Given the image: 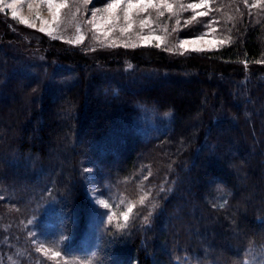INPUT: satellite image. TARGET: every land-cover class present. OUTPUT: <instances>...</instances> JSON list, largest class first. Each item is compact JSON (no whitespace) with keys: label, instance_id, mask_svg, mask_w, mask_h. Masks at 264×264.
Returning a JSON list of instances; mask_svg holds the SVG:
<instances>
[{"label":"trees","instance_id":"obj_1","mask_svg":"<svg viewBox=\"0 0 264 264\" xmlns=\"http://www.w3.org/2000/svg\"><path fill=\"white\" fill-rule=\"evenodd\" d=\"M171 1V35L209 31L215 49L90 54L0 18V241L15 220L34 256L26 232L52 220L62 253L87 256L89 166L136 204L94 264L264 261V0Z\"/></svg>","mask_w":264,"mask_h":264},{"label":"rangeland","instance_id":"obj_2","mask_svg":"<svg viewBox=\"0 0 264 264\" xmlns=\"http://www.w3.org/2000/svg\"><path fill=\"white\" fill-rule=\"evenodd\" d=\"M54 5H62L63 0H53ZM111 0H89L87 4L82 3V0H67L66 4L59 8L54 7L52 10L48 8L47 0H3L0 3V18L1 21H10L16 33H30L31 36L41 37V35L48 36L51 40L62 42L68 46L87 49L90 54L104 52V53H122L123 51H133L134 49L149 47L157 49L158 51H166L168 54H181L188 55L191 52L202 54L209 50H213L218 46V39L209 31L202 32L198 35L191 36H172L171 24L169 17L176 19L173 12H169L167 8L159 6V0H155L157 7H148L142 9L140 6L133 7L129 10L131 16L132 27L126 31L121 32V28L128 27V21L124 19V13L127 8V2L121 4L114 10V17L109 22V16L112 13L104 12L103 9L107 3ZM174 7V3L168 0ZM190 4L200 5L197 8L203 12L204 6L200 1H194ZM9 5H14L17 17L13 18V8ZM96 9L101 11L96 12V17L93 19L92 12ZM56 12L57 19L53 20V12ZM163 15H159L160 12ZM20 17L25 18L28 23H21ZM0 23L2 24V22ZM89 21H92L89 23ZM147 21V23L141 27V22ZM4 23H7L6 21ZM0 24V25H1ZM35 25L32 27L31 25ZM3 25V24H2ZM95 25V26H94ZM43 27L46 30L40 31ZM5 29L6 26H4ZM165 28L167 29L165 31ZM7 30L10 31V28ZM0 27V33H2ZM7 32V31H3ZM4 34V33H3ZM2 36V34H0ZM82 37L80 43H69V41H75ZM159 37L160 39H156ZM181 40H187L189 43L184 47H178ZM193 41H195L193 43ZM129 45V46H125ZM132 45H135L133 47ZM168 49H171L169 51ZM193 49H204L203 51H194ZM259 75L264 76L261 72ZM86 192L88 193L91 201V218L89 219V228L87 237L83 242L81 248L85 257H67L61 249V236L57 232L55 223L52 220H48L43 225V228L34 226L27 230V234L32 238L31 243L35 252L34 256L31 251L25 248L28 241L20 243L14 236L17 226L15 220L7 223V233L0 241L1 252L0 258L4 259L5 263L11 264H23L21 262L24 258L29 259L32 262L29 264H81V262L91 261L94 264L95 260L92 255V250L98 244V238L101 232L110 224L117 225V223L123 222L121 213L126 211L127 205L131 203L127 198H111L104 196L102 190L96 180L92 169L89 166L86 167ZM124 203H121V201ZM104 201L109 207H104V204L99 203ZM115 213V216L112 214ZM112 216L111 222L109 217ZM44 245L43 250L37 251V248ZM48 249V255L45 256L44 252ZM53 252H60V256L53 258ZM90 254V257H88ZM185 264V263H184ZM195 264H199L195 262Z\"/></svg>","mask_w":264,"mask_h":264},{"label":"snow or ice","instance_id":"obj_3","mask_svg":"<svg viewBox=\"0 0 264 264\" xmlns=\"http://www.w3.org/2000/svg\"><path fill=\"white\" fill-rule=\"evenodd\" d=\"M3 0H0V3H2ZM89 2V0H82V3L84 4H87ZM127 2V8L125 10V13H124V19L126 21H128V27L127 28H121L120 31L121 32H126L128 31L131 27H132V22H131V16L129 14V10L132 9L133 7H136V6H140L142 9H145V8H148V7H157L158 5L156 4L155 0H126ZM247 2V0H245V3ZM67 3V0H63V3L62 5H54V2L53 0H47V4H48V8L50 10H52L54 7L56 8H59L60 6H63V4H66ZM125 3V0H111L110 3H107L105 5V8L103 9L104 12H108V13H112L111 16H109V22L112 21L113 18L115 19H119V17H114V10L117 9L121 4ZM201 3L202 4H207L208 3V0H201ZM159 6H163L164 8H167V10L169 12H172V9H173V5L171 3L168 2V0H159ZM200 5H197V4H190L188 5L189 8H197L199 7ZM9 7L13 8V12H12V16L13 18H16L17 17V12L15 11V8H14V5H9ZM181 10H184L183 8V5H181ZM101 11L100 9H96L92 12V16H93V19H95L96 17V12H99ZM175 15V13H173ZM159 15H163V12L161 11L159 13ZM198 16H203V15H207V13H197ZM20 22L21 23H25L27 24L28 21L23 18V17H20ZM57 19V14L56 12L54 11L53 12V20H56ZM196 17H192V20H195ZM92 21H89V23H91ZM191 22V21H189ZM147 23V21H142L141 22V27H143L145 24ZM176 24H180V20L177 19L176 20ZM32 27H35V25H31ZM95 26V25H94ZM46 29L41 27L40 28V31H45ZM167 29L165 28V31ZM175 31V29H173ZM156 39H160L159 37H156ZM82 42V37L76 39L75 41H69V43H80ZM195 41H193L194 43ZM189 43V41L187 40H181L178 47L180 48H184L187 44ZM126 47L129 46V45H125ZM133 47H135V45H132ZM169 51H171V49H168ZM194 51H203L204 49H193ZM147 200V194L145 196H141L138 203L140 205H144L145 202ZM99 203H102L104 204V207H109V205L107 203H105L104 201H99ZM121 203H124V201L122 200ZM136 207V204L135 203H129L127 205V209L126 211H123L121 213V216L123 218V223H117L116 225V228L118 230H125L129 227L130 223H131V220H130V216L133 214V209ZM150 215V214H149ZM112 216H115V213L112 214ZM112 216L109 217V222H111L112 220ZM144 223H149V217L148 216H144ZM44 248V245L41 244V246L39 248H37V251H41L43 250ZM51 251V249H48L47 251L44 252V255L47 256L48 255V252ZM52 256L53 258L55 257H58L60 256V252H53L52 253ZM81 264H92V262L89 260V261H85V262H81ZM245 264H247V262H245ZM261 264H264V261L261 262Z\"/></svg>","mask_w":264,"mask_h":264}]
</instances>
